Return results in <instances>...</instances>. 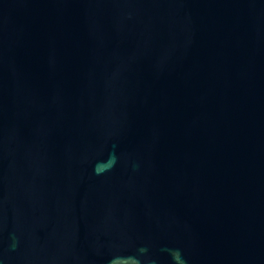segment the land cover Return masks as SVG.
Listing matches in <instances>:
<instances>
[{"label":"water","instance_id":"water-1","mask_svg":"<svg viewBox=\"0 0 264 264\" xmlns=\"http://www.w3.org/2000/svg\"><path fill=\"white\" fill-rule=\"evenodd\" d=\"M0 264H264V0H0Z\"/></svg>","mask_w":264,"mask_h":264}]
</instances>
